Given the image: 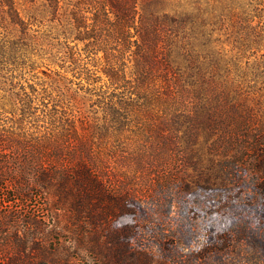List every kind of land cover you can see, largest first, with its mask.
<instances>
[{"label":"rangeland","instance_id":"374dc122","mask_svg":"<svg viewBox=\"0 0 264 264\" xmlns=\"http://www.w3.org/2000/svg\"><path fill=\"white\" fill-rule=\"evenodd\" d=\"M80 141L114 213L4 174ZM0 175V263L264 264V0H0Z\"/></svg>","mask_w":264,"mask_h":264},{"label":"trees","instance_id":"16d2710c","mask_svg":"<svg viewBox=\"0 0 264 264\" xmlns=\"http://www.w3.org/2000/svg\"><path fill=\"white\" fill-rule=\"evenodd\" d=\"M81 129L85 132L84 126ZM60 129L54 133H44L45 136H37L35 147L42 148V144L53 145L62 142L67 134H63ZM86 133V132H85ZM68 143V141H64ZM63 144V143H61ZM97 144L94 141L89 143L79 142L77 149L70 150L65 164L61 166H45L43 164L33 165L29 155L22 156L10 169H4V174L16 187H19L17 194L25 192L27 187L33 186L37 188L41 194L52 195V208L65 212L87 211L95 204L94 208L100 207L103 212L114 213L115 208L110 207L120 199H116L114 195L102 182L101 178L88 166L86 158L90 153V147L95 148ZM55 152H58L56 150ZM84 153V154H83ZM83 155H86L83 157ZM63 161V160H62ZM4 182L3 176L0 175V181ZM1 185V183H0ZM15 187V188H16ZM41 248L33 244L32 250ZM0 264H31L29 262L22 263L16 258H12Z\"/></svg>","mask_w":264,"mask_h":264}]
</instances>
